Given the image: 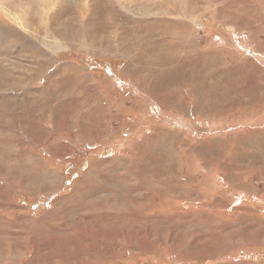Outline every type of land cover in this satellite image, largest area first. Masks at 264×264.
<instances>
[{"label":"rangeland","instance_id":"374dc122","mask_svg":"<svg viewBox=\"0 0 264 264\" xmlns=\"http://www.w3.org/2000/svg\"><path fill=\"white\" fill-rule=\"evenodd\" d=\"M0 264H264V0H0Z\"/></svg>","mask_w":264,"mask_h":264}]
</instances>
